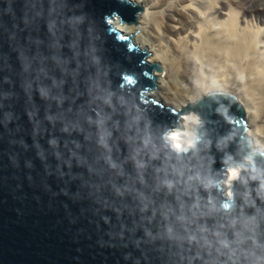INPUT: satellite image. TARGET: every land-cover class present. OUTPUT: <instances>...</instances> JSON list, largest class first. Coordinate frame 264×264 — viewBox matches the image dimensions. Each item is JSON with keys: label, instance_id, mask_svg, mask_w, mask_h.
Masks as SVG:
<instances>
[{"label": "water", "instance_id": "water-1", "mask_svg": "<svg viewBox=\"0 0 264 264\" xmlns=\"http://www.w3.org/2000/svg\"><path fill=\"white\" fill-rule=\"evenodd\" d=\"M140 14L129 0H0V264H264V198L253 181L247 196L223 185L250 150L264 165L244 110L223 91L180 109L147 95L158 65L110 22ZM181 111L201 142L177 157L162 134Z\"/></svg>", "mask_w": 264, "mask_h": 264}, {"label": "bare ground", "instance_id": "bare-ground-1", "mask_svg": "<svg viewBox=\"0 0 264 264\" xmlns=\"http://www.w3.org/2000/svg\"><path fill=\"white\" fill-rule=\"evenodd\" d=\"M129 1L144 7L139 18L130 25L110 22L127 36L133 33L139 50L151 52L148 64L162 65L152 73L156 87L147 95L180 109L211 91L230 93L244 110L251 149L264 151V28L250 25L235 0ZM176 78L189 86L182 91ZM230 184L223 182L228 193Z\"/></svg>", "mask_w": 264, "mask_h": 264}, {"label": "clouds", "instance_id": "clouds-1", "mask_svg": "<svg viewBox=\"0 0 264 264\" xmlns=\"http://www.w3.org/2000/svg\"><path fill=\"white\" fill-rule=\"evenodd\" d=\"M43 92V90H42ZM46 94V93H45ZM175 116V122L166 131L162 134V138L169 143V147L172 151L177 154L179 157L181 154H186L189 150H194L196 146L201 142V137L198 134L197 128L200 124V118L197 114L192 112H179L173 113ZM98 123L102 124L103 120H99ZM107 133H104L100 137L99 143L103 147H107L104 136ZM145 144L148 143V140L144 141ZM155 156V153L152 154ZM257 153L255 150H250L247 154L243 155L239 161H235L229 164L227 168V179L225 183H230L233 180H239L242 185L245 186L244 195H248V183L253 181L256 183V194L264 198V165H261L257 162L255 158ZM260 156H264V152L259 153ZM112 167H115L113 164ZM137 167H143V164L137 162ZM246 173V175H241ZM202 184V186L207 189L210 186L214 185V181L211 178H202L196 177ZM165 186L169 189L173 186L171 181H165ZM233 207L232 203H222L221 208L225 211H230ZM191 239H195L192 237ZM259 259V257H257Z\"/></svg>", "mask_w": 264, "mask_h": 264}, {"label": "rangeland", "instance_id": "rangeland-1", "mask_svg": "<svg viewBox=\"0 0 264 264\" xmlns=\"http://www.w3.org/2000/svg\"><path fill=\"white\" fill-rule=\"evenodd\" d=\"M135 4V3H134ZM137 4H139V3H137ZM235 4H236V7H237V9L239 10V11H242V13H243V11H244V13H245V15H244V17H246V19H248L250 22H251V24L250 25H258V24H260V27H262V28H264V0H235ZM139 5H141V4H139ZM239 6H241V7H243V8H240ZM143 7V6H142ZM144 8V7H143ZM246 8V9H245ZM245 9V10H244ZM247 16H249V17H247ZM138 18H139V15H138ZM250 18V19H249ZM138 20V19H137ZM137 24V23H136ZM259 26V25H258ZM150 29H151V31H150V29H149V32L150 33H152V30H153V28L152 27H149ZM135 33V32H134ZM137 34L136 35H139V33L140 34H142L143 36L142 37H144L145 36V38L147 39V34H145V32L144 33H141V32H139V31H137L136 32ZM131 35V34H130ZM129 35V36H130ZM132 35H133V33H132ZM131 35V37H132V39H133V36ZM135 35V34H134ZM262 38H263V40H262ZM262 38H261V40H262V44L264 43V30H263V33H262ZM138 44V43H137ZM139 45V44H138ZM263 46H264V44H263ZM262 46V47H263ZM143 50V49H142ZM260 50H262L263 51V53L262 54H264V47L262 48V49H260ZM143 51H145L146 53H147V60H149L150 59V51L148 52L146 49L145 50H143ZM262 60L264 61V55L262 56ZM150 64V63H149ZM151 64H153V63H151ZM156 64V63H155ZM160 67H162V65L161 64H158ZM158 66V67H159ZM164 66V65H163ZM155 71H157L156 69H155ZM161 70H158L157 72H160ZM178 80V78H176V81ZM177 83L179 84V88L182 90V91H184L189 85L185 82V81H181V82H179V81H177ZM175 84H176V82H175ZM155 87H156V85H155ZM183 94V93H182Z\"/></svg>", "mask_w": 264, "mask_h": 264}, {"label": "snow or ice", "instance_id": "snow-or-ice-1", "mask_svg": "<svg viewBox=\"0 0 264 264\" xmlns=\"http://www.w3.org/2000/svg\"><path fill=\"white\" fill-rule=\"evenodd\" d=\"M121 38H123V37H121ZM124 79H125L129 84H134V83H135L134 78H133L132 76H130V75L125 76Z\"/></svg>", "mask_w": 264, "mask_h": 264}]
</instances>
